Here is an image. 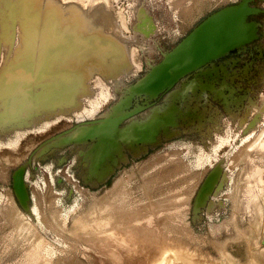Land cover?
Wrapping results in <instances>:
<instances>
[{
    "label": "rangeland",
    "instance_id": "obj_1",
    "mask_svg": "<svg viewBox=\"0 0 264 264\" xmlns=\"http://www.w3.org/2000/svg\"><path fill=\"white\" fill-rule=\"evenodd\" d=\"M105 1L114 28L126 41L130 64L139 67L118 73L107 65L105 71L96 66L85 70L87 77L98 74L106 81L96 83L93 91H97L88 96L91 102L85 95L87 100L83 96L77 109L53 112L59 105L52 102L63 106V92L60 87L52 89L45 104L38 85L50 79L42 75L23 82L27 92L14 98L17 111L3 106L0 264H150L149 254L164 246L181 247L183 254L162 264H264V151L260 149L264 147V0H248L257 9L248 16V21L257 23L256 36L218 57L215 66H209L211 71L199 74L202 79L195 78L199 84L193 93L175 103L168 101L183 113L178 125L171 127L177 131L162 133L159 142L139 153L125 147L127 158L119 159L115 170L101 180L97 175L107 164L91 165L92 140L53 146L47 142L103 117L200 21L243 0ZM0 59L1 63L2 52ZM219 67L224 73L219 74ZM190 78L194 74H185L153 98L133 96L131 105L138 102L142 108L121 120L120 126L164 104L167 94ZM81 92H74L75 97L80 98ZM248 140L253 143L247 145ZM18 168L23 169L25 202L14 187ZM209 178L210 185L200 193Z\"/></svg>",
    "mask_w": 264,
    "mask_h": 264
},
{
    "label": "bare ground",
    "instance_id": "obj_2",
    "mask_svg": "<svg viewBox=\"0 0 264 264\" xmlns=\"http://www.w3.org/2000/svg\"><path fill=\"white\" fill-rule=\"evenodd\" d=\"M84 1L85 0H0V53L2 52V54L4 55L0 63V69H3L0 71V89L3 88V86L5 88L7 87V90H6L7 92L10 91V93L14 95L18 94L17 96H19L21 93H23L22 89L14 90L12 86L14 83H16L15 81H13V79L17 78L16 76H14L17 74V70L31 69V70H34V72L35 70H37L36 73L33 74V76L31 74V77H29V80L27 81H32L36 79L35 77H37L38 75L46 76L44 71H48L52 77L51 87L52 88L60 87V90L63 92V101H62L63 106H61L60 103L58 104H56L55 102L51 103L52 105H59L57 106V108L51 109L53 112L57 111L59 113L60 110H63V109L65 111H69L70 109L79 108L81 106L82 97L84 96V98L87 100L88 96L93 95V92L95 91V89L93 91V88L96 87L95 84L98 82L106 81V79L104 80L103 77L98 74L92 79L90 77H87L88 74L85 72V70L87 71L88 69L96 66L97 68H101L105 71V66L107 65L111 69V71H114V72L117 71L116 73H118L124 69L127 71L128 70L135 71L139 67L138 65L130 64L129 62L130 55L126 48V41L124 37L121 35L119 29L114 28L110 8L108 4L106 3V1L105 0H93V1L91 0L89 3L88 2L84 3ZM106 8L108 9L107 11H105ZM105 13H108V15ZM106 16H108V18L105 19ZM16 35L18 37L17 43L14 42ZM218 57L215 56V58L213 57L212 59L205 61L204 64L202 63L194 67L193 68V70L195 71L194 78H190L189 80L183 81L182 88L169 92L166 96L165 103L170 100H173V102H175L176 99L183 98L186 95L193 93L191 91H194V85L199 84V82H197L195 78H199L198 77L199 74H201L202 72L206 70L211 71L212 69L209 66L213 65L212 67H214L215 60ZM88 63L89 65H87ZM192 71L189 72V75H191L190 73ZM192 79H195L196 82L195 83L192 82ZM199 79H202V78H199ZM200 85L205 87V85L207 84L200 83ZM212 85L213 83L211 82L210 88L213 89ZM99 87L97 86V88ZM79 89H83V92L80 93V98H77V96L75 97L74 92L77 93ZM105 91H108V90L106 89ZM109 93L107 95H109ZM85 95L87 96V98ZM100 96H99V102L101 100ZM165 103L153 107L151 111L143 114V116L140 118L134 117L132 119L133 123L127 126H124V127H121V126L118 127V129H116L117 131L115 132L117 133V135L113 136L109 142H113L112 144H116V143L120 144V147L122 144L124 145L126 143L127 146L129 147V150L131 151L136 150L140 144H145V146H142L144 147L142 151H145L147 145L149 146L150 143H154L157 140L150 139L152 141H144L141 143L134 142L135 141L134 132H132V135H130L134 127L133 125L147 120L153 114H155L158 110L166 107L168 103H172V102H168L167 105ZM50 105L46 106V108L48 107L50 108L51 107ZM83 106L84 105H82V107ZM6 108L12 109V112H14L12 105L7 106ZM111 110L113 109H110L109 111H107L105 115H107ZM0 113H2V111ZM63 122L65 123L64 120ZM54 129H51V130H54ZM173 129L174 130H172V132L177 131L175 127ZM23 136H22V139L24 138ZM60 137H57L56 140H59ZM118 137L123 138L124 142H122V144L120 140H117ZM255 137L257 138L259 137V135L258 136L256 135ZM256 138H255V141H256ZM22 139L21 141H23ZM25 143H27V141ZM249 143L250 142L248 140L247 145H250L253 142L250 144ZM260 144L262 145V143ZM261 145L260 147H262ZM113 146L115 147V145ZM110 147L111 145L107 146V148L111 151ZM120 147H119V151L121 149ZM263 148L264 147L260 149L264 151ZM255 150L257 151L256 148ZM16 151L18 150H15V153H16V154L14 153L15 156L18 153ZM259 151L260 150H258V152ZM19 153H21L20 150H19ZM236 156H238V154ZM126 158H127V155L122 150L119 154V158L118 156L117 157L114 156V160H113L114 162L110 164V167L107 169V171L113 169L115 167L114 164L118 163L119 159H126ZM236 159H238V157ZM15 161L17 162L18 160H15ZM102 175L104 176V174ZM47 221L46 222L49 225L52 223V221L51 223H49L50 222L49 220ZM147 221L148 220H146V222ZM141 225L143 224L141 223ZM159 245L160 244H158V246ZM151 247L153 246L151 245ZM164 247L162 248V250L160 249V251H158L159 253L156 252L155 248H154L155 251H153L152 248H151L152 250L151 249L149 250V251H153V254H149L150 256L146 254L149 257L148 262L150 261V264H162L163 261L165 263V260L167 259H171L172 257L176 258L180 254H183L182 250L180 249L181 247L180 248H177L176 246H174L176 248H172L173 246L171 248L169 246L168 247L166 246L167 248L166 247L164 248ZM165 252L167 254L171 253L170 257L166 256ZM142 259L144 260V257ZM142 259L140 258V260ZM146 261L147 260H144V262ZM209 263L210 262H208V264Z\"/></svg>",
    "mask_w": 264,
    "mask_h": 264
},
{
    "label": "water",
    "instance_id": "obj_3",
    "mask_svg": "<svg viewBox=\"0 0 264 264\" xmlns=\"http://www.w3.org/2000/svg\"><path fill=\"white\" fill-rule=\"evenodd\" d=\"M256 10L255 7L249 5L248 0H243L211 13L200 21L179 43L167 51L159 62L152 65L141 78L130 85L123 97L112 106L111 109L113 110L107 115L89 123L77 125L68 132L58 135L57 137L61 136L59 140H56L57 137H55L47 142V146L92 140L94 144L91 147L94 149L91 148L88 153L91 158V165L102 167L107 164L97 175L98 179L103 180L115 170L119 163L114 164L115 167L107 171L111 164L109 161H113L117 152L120 154L125 147L129 149L126 143L122 144L124 142L122 137L117 139L121 141V147L120 144H112L113 142L109 141L117 135L115 132L120 127L121 120L142 108V104L138 102L131 105L133 96L144 95L147 99L153 98L170 88L179 78L192 71L197 65L204 64L205 61L215 58V56L220 58L252 40L256 36L257 23L256 21H248V16ZM108 69L111 71L109 67ZM173 103H168L166 107L158 110L147 120L134 124L130 133L132 135L134 132V142L157 140L154 142L157 143L162 139V133H170L171 127L178 125V118L183 114L176 108L173 109ZM63 111L65 110L63 109ZM131 123H133L132 120L127 125ZM110 145L111 151L107 148ZM119 147L121 148L120 151ZM148 147L147 145L146 150ZM22 171V168L15 171L13 181L17 195L22 202H25L27 190ZM210 182L211 178L204 184L200 193L207 189Z\"/></svg>",
    "mask_w": 264,
    "mask_h": 264
},
{
    "label": "flooded vegetation",
    "instance_id": "obj_4",
    "mask_svg": "<svg viewBox=\"0 0 264 264\" xmlns=\"http://www.w3.org/2000/svg\"><path fill=\"white\" fill-rule=\"evenodd\" d=\"M139 9V10H138ZM137 9V12L138 13H140V12H142V10H141V8H138ZM131 56H132V54H131ZM4 57V55L2 54V58ZM218 59H216L215 61H217ZM217 65H218V62H217ZM139 66V65H138ZM1 70H3V69H0V71ZM224 69H221L220 67H219V74H222V73H224V72H222ZM227 70V69H226ZM225 70V71H226ZM33 71V72H32ZM36 71L37 70H35V72H34V70H31V69H29V70H17V74L16 75H14V76H16L17 78L16 79H13V81H15L16 83H14L12 86H13V89L14 90H21L22 89V92L23 93H26L27 91H24V89L25 88H22V84H23V82H25V81H27V80H29V77H31V74H32V76H33V74L34 73H36ZM222 72V73H221ZM44 73H45V75L46 76H49V79L50 80H48V81H44L43 83H40V85H38L39 86V88H41V90L43 91V93H44V100H45V104H47L48 103V99H49V95H50V92H51V90L52 89H55V88H52L51 87V83H52V77H51V75L49 74V72L48 71H44ZM195 73V71L193 70L190 74H191V76L193 75ZM21 77V78H20ZM63 80V79H62ZM5 86H7V85H5ZM7 90V87L5 88L4 86H3V88H1L0 89V112L2 111V108H3V106H5V107H7V103H9V102H11V104L10 105H12V107H13V111H17V101H15L14 100V98H17L18 96V94H16V95H14V94H12V93H10V91H6ZM45 91H47V92H45ZM31 92H33V89H32V91ZM62 96H63V94H62ZM6 97V98H5ZM3 98H5V100H1V99H3ZM12 98H13V100H12ZM73 105H74V103H73ZM76 105V104H75ZM78 105V104H77ZM44 114H46V112H44ZM1 119V118H0ZM14 120V119H13ZM142 146H145V144H140L139 146H138V148L136 149V150H132V152L133 153H137V152H139V151H142V149L144 148V147H142Z\"/></svg>",
    "mask_w": 264,
    "mask_h": 264
}]
</instances>
